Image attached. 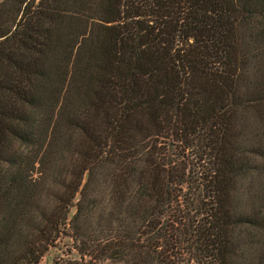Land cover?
<instances>
[{
  "label": "trees",
  "instance_id": "16d2710c",
  "mask_svg": "<svg viewBox=\"0 0 264 264\" xmlns=\"http://www.w3.org/2000/svg\"><path fill=\"white\" fill-rule=\"evenodd\" d=\"M63 241L264 264V0H0V264Z\"/></svg>",
  "mask_w": 264,
  "mask_h": 264
},
{
  "label": "rangeland",
  "instance_id": "374dc122",
  "mask_svg": "<svg viewBox=\"0 0 264 264\" xmlns=\"http://www.w3.org/2000/svg\"><path fill=\"white\" fill-rule=\"evenodd\" d=\"M250 180L251 177L248 179V181ZM252 182H254L253 184H257V180ZM239 186L243 189H246V187L253 185L246 181L245 183L240 182ZM67 244H69L67 241L61 242L58 248L53 249L42 259L41 264H55L54 260L59 263L74 262L72 259L73 256L68 254ZM105 264H110V263H105Z\"/></svg>",
  "mask_w": 264,
  "mask_h": 264
}]
</instances>
